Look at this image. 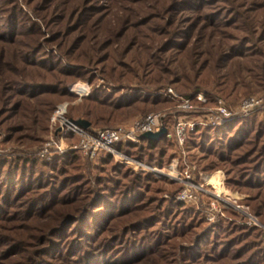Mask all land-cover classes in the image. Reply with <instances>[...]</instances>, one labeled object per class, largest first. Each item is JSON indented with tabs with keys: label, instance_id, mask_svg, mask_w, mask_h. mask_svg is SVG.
<instances>
[{
	"label": "rangeland",
	"instance_id": "obj_1",
	"mask_svg": "<svg viewBox=\"0 0 264 264\" xmlns=\"http://www.w3.org/2000/svg\"><path fill=\"white\" fill-rule=\"evenodd\" d=\"M249 95L264 0H0V264H264V110L235 114ZM218 98L232 116L212 125ZM148 113L157 138L80 149Z\"/></svg>",
	"mask_w": 264,
	"mask_h": 264
},
{
	"label": "built area",
	"instance_id": "obj_2",
	"mask_svg": "<svg viewBox=\"0 0 264 264\" xmlns=\"http://www.w3.org/2000/svg\"><path fill=\"white\" fill-rule=\"evenodd\" d=\"M172 93V90L169 89ZM203 95L198 94L197 99H202ZM191 98H181L177 105L181 111H193L195 105ZM260 109L264 110V98L258 95H249L243 97L237 107L235 114L248 115ZM206 115V116H205ZM208 122L212 125H218L230 119L232 111L226 103L218 98L214 102L213 107H209L204 114ZM187 123L179 118L173 126L172 138L178 145H182L186 139ZM195 122L190 123L194 126ZM162 117L158 113H148L132 121L128 126L119 125L111 128L97 129L94 132L86 133L80 141V149L84 152H89L93 156L97 151H112L113 147L118 143L137 142L140 136L145 133H153L163 128ZM170 135V134H168ZM192 197L190 187L185 186L177 195L178 199L186 200Z\"/></svg>",
	"mask_w": 264,
	"mask_h": 264
},
{
	"label": "trees",
	"instance_id": "obj_3",
	"mask_svg": "<svg viewBox=\"0 0 264 264\" xmlns=\"http://www.w3.org/2000/svg\"><path fill=\"white\" fill-rule=\"evenodd\" d=\"M81 86H77V87H75V89L78 91V92H76V93H79L80 91H81V89H79ZM74 91V90H73ZM188 95H190V94H187L186 96H188ZM205 129H209L210 131H217V132H219V129L217 128V127H209V128H205ZM226 128H224V130H225ZM197 130H199V128L197 129ZM188 138H190L189 137V135H188ZM187 138V139H188ZM143 142H145L146 144H147V146H153L154 145V141H152V140H150V139H141ZM191 141V140H190ZM189 142V141H188ZM189 146V145H188ZM189 147H191V146H189Z\"/></svg>",
	"mask_w": 264,
	"mask_h": 264
},
{
	"label": "bare ground",
	"instance_id": "obj_4",
	"mask_svg": "<svg viewBox=\"0 0 264 264\" xmlns=\"http://www.w3.org/2000/svg\"><path fill=\"white\" fill-rule=\"evenodd\" d=\"M75 85H78V84H75ZM75 85L72 86L71 90H72V91L74 90V92H78V91L74 88ZM80 86H81V87H80L79 89H81V91H80L79 93H82V91H84V85L81 84ZM142 164H143V163H142ZM209 180L212 181V182H214V183H220V182H219V178H218L217 175H215L214 177H213V176L210 177ZM221 188H222V187H221Z\"/></svg>",
	"mask_w": 264,
	"mask_h": 264
},
{
	"label": "water",
	"instance_id": "obj_5",
	"mask_svg": "<svg viewBox=\"0 0 264 264\" xmlns=\"http://www.w3.org/2000/svg\"><path fill=\"white\" fill-rule=\"evenodd\" d=\"M164 131H165V128L163 127L159 131H157V132H153V133L148 132V133L143 134V136L144 137H148V138H157L158 136H160L161 134H163Z\"/></svg>",
	"mask_w": 264,
	"mask_h": 264
}]
</instances>
